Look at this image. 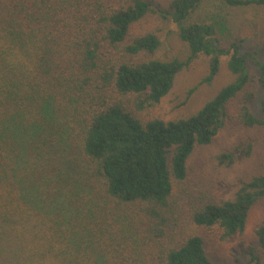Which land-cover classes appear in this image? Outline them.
<instances>
[{
  "label": "trees",
  "instance_id": "obj_1",
  "mask_svg": "<svg viewBox=\"0 0 264 264\" xmlns=\"http://www.w3.org/2000/svg\"><path fill=\"white\" fill-rule=\"evenodd\" d=\"M203 3L0 0V264H214L197 229H215L220 240L244 230L264 198V173L238 180L225 200L187 204L177 190L229 105L238 103L244 127L264 128V99L258 116L246 89L257 53L221 46L222 26L194 18ZM148 16L176 27L184 60L155 56L156 32H132ZM198 55L207 73L197 85L212 82L223 56L233 79L189 115L142 120ZM256 65L264 89V64ZM251 151L239 143L216 162L230 167ZM255 234L264 247V221ZM249 257L244 264H259L253 250Z\"/></svg>",
  "mask_w": 264,
  "mask_h": 264
},
{
  "label": "rangeland",
  "instance_id": "obj_2",
  "mask_svg": "<svg viewBox=\"0 0 264 264\" xmlns=\"http://www.w3.org/2000/svg\"><path fill=\"white\" fill-rule=\"evenodd\" d=\"M164 1V0H161ZM194 18L215 21L220 24L217 34L221 46L228 47L232 42L239 45L241 53L256 51V60H248L251 81L246 89L256 94L251 102L253 112L260 116L261 99L264 89L258 78L260 70L256 61L264 64V5L235 7L227 6L218 0H204ZM176 27L155 16H148L137 22L133 33L154 31L160 37V47L155 56L169 59H185L189 54L187 45L179 40L174 32ZM228 56L221 57L217 75L211 83L198 84L207 73V57L198 55L175 77L170 91L161 101L139 112L142 120L159 117L165 120L186 116L197 110L218 89L233 79L227 68ZM195 86V87H194ZM194 87V88H193ZM193 88L192 92L189 90ZM237 105H229L230 117L207 145H198L188 160L186 179L177 186L181 201L214 199L216 201L233 198L238 187V180L253 174L264 173V128L256 126L246 128L236 118ZM252 143L251 154L230 167L218 165L216 155L239 143ZM264 221V198L257 201L250 209L245 228L226 240H220L215 229H197L204 237L207 255L214 264H244L249 260L250 251L258 256L259 264H264V247L256 238L255 229Z\"/></svg>",
  "mask_w": 264,
  "mask_h": 264
}]
</instances>
